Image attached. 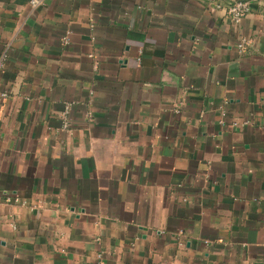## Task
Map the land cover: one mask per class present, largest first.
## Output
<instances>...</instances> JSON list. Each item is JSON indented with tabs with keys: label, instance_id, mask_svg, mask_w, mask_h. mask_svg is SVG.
Masks as SVG:
<instances>
[{
	"label": "crops",
	"instance_id": "0c3cea01",
	"mask_svg": "<svg viewBox=\"0 0 264 264\" xmlns=\"http://www.w3.org/2000/svg\"><path fill=\"white\" fill-rule=\"evenodd\" d=\"M32 1L0 0V264H264V0Z\"/></svg>",
	"mask_w": 264,
	"mask_h": 264
},
{
	"label": "built area",
	"instance_id": "2783aa9c",
	"mask_svg": "<svg viewBox=\"0 0 264 264\" xmlns=\"http://www.w3.org/2000/svg\"><path fill=\"white\" fill-rule=\"evenodd\" d=\"M38 3L39 2L36 0H33L31 2L33 7H36L38 5ZM217 8L223 10L225 12V14L227 15V17L230 18L235 23L241 22L251 12L250 4L248 2H244V1L243 2L242 1L235 2V3L229 4L227 6H224V5L219 3V4H217ZM70 37H71V34L68 33L63 38V43L65 45H68L70 43ZM249 43L250 42L248 40L243 39L238 44L237 47L241 52H244L247 49ZM6 58H7V56L4 55L0 59V70H2L4 68L5 63H6ZM3 96H6V95L4 94ZM70 112H71V105H67L65 108V112L63 114V127H62L63 131L69 132L71 130V122H70V118H69ZM92 115L93 114L90 112L89 117H92ZM224 117H225V112H222L221 119H220L221 124H223V118Z\"/></svg>",
	"mask_w": 264,
	"mask_h": 264
}]
</instances>
